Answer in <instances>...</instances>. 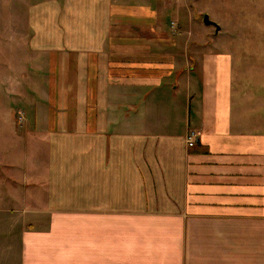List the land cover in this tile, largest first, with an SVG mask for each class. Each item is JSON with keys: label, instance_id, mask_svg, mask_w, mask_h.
<instances>
[{"label": "crops", "instance_id": "0c3cea01", "mask_svg": "<svg viewBox=\"0 0 264 264\" xmlns=\"http://www.w3.org/2000/svg\"><path fill=\"white\" fill-rule=\"evenodd\" d=\"M60 5L30 12L39 56L27 64L39 76L12 94L23 120L9 119L33 147L6 166L0 254L264 264V55L191 57L188 44L153 40L152 1Z\"/></svg>", "mask_w": 264, "mask_h": 264}, {"label": "rangeland", "instance_id": "374dc122", "mask_svg": "<svg viewBox=\"0 0 264 264\" xmlns=\"http://www.w3.org/2000/svg\"><path fill=\"white\" fill-rule=\"evenodd\" d=\"M53 1L64 8L65 0H0V220L2 221L6 220L10 213L3 210L4 207L10 206L4 196L9 188L6 174L8 160L25 155V152L33 147L31 141L28 147L26 142H17L13 137V126L9 119L13 110L17 112H15L17 119L23 120L20 119L21 110L15 109L13 95L23 96L24 92H31L24 79L36 81L39 76L37 71H32L33 64H27V59L39 56L29 48L30 39L35 35L32 27L35 16L32 17L30 12L32 9L41 8L40 6H52ZM123 1L138 7L152 1L153 40L163 41L165 37H169L174 43L188 44L191 57L214 49L219 50L222 47L224 51L233 49L242 57L250 53L253 56L264 55V0ZM205 14L221 26V31L216 32L214 25L205 24ZM251 44H254L256 50H248ZM38 72L43 75L42 78H45L46 72L43 70ZM17 89L21 91L16 92ZM21 92L24 94L22 95ZM43 147V143L38 141L36 148H39L41 153ZM32 152L29 154L30 161L38 158L37 156L33 158ZM41 156L43 157V154ZM29 163L32 164V161ZM30 185H33L31 181ZM19 206L21 207V202ZM34 221L38 219L31 217L30 223ZM0 247L5 246L0 244ZM19 256L20 254H0V264H19Z\"/></svg>", "mask_w": 264, "mask_h": 264}, {"label": "built area", "instance_id": "2783aa9c", "mask_svg": "<svg viewBox=\"0 0 264 264\" xmlns=\"http://www.w3.org/2000/svg\"><path fill=\"white\" fill-rule=\"evenodd\" d=\"M19 113L21 114L20 119L22 120L23 112L20 111ZM197 138H198L197 134H196V132L194 130L189 131L188 134H187V143H188V145L191 146V147L194 146L196 141H197Z\"/></svg>", "mask_w": 264, "mask_h": 264}, {"label": "water", "instance_id": "95a60500", "mask_svg": "<svg viewBox=\"0 0 264 264\" xmlns=\"http://www.w3.org/2000/svg\"><path fill=\"white\" fill-rule=\"evenodd\" d=\"M204 22L207 25H210V24L214 25L216 27V32H219L221 30V26L214 20H211L208 14L204 15Z\"/></svg>", "mask_w": 264, "mask_h": 264}]
</instances>
